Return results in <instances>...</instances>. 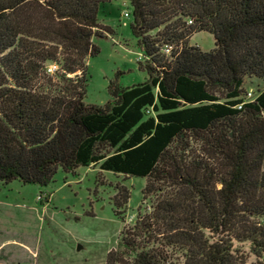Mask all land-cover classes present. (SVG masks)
<instances>
[{"label":"trees","instance_id":"trees-1","mask_svg":"<svg viewBox=\"0 0 264 264\" xmlns=\"http://www.w3.org/2000/svg\"><path fill=\"white\" fill-rule=\"evenodd\" d=\"M108 1L0 0V184L91 165L146 177L151 208L105 264H246L238 242L264 259V0H129L147 79L87 104ZM199 31L213 49L190 44ZM246 77L263 83L251 99Z\"/></svg>","mask_w":264,"mask_h":264},{"label":"rangeland","instance_id":"rangeland-1","mask_svg":"<svg viewBox=\"0 0 264 264\" xmlns=\"http://www.w3.org/2000/svg\"><path fill=\"white\" fill-rule=\"evenodd\" d=\"M129 0L100 4L98 20L110 32L94 36L99 52L88 58L84 101L104 105L110 81L127 87L147 79L139 61L145 57L130 30ZM190 44L208 51L214 35L199 31ZM263 87L246 77L243 90L253 98ZM146 177L78 166L73 172L58 167L52 180L41 186L13 179L0 184V264H105L110 252H120L121 233L137 215L149 211L153 196L143 193ZM80 246V248H78ZM246 264H264L247 242L235 244Z\"/></svg>","mask_w":264,"mask_h":264},{"label":"built area","instance_id":"built-area-1","mask_svg":"<svg viewBox=\"0 0 264 264\" xmlns=\"http://www.w3.org/2000/svg\"><path fill=\"white\" fill-rule=\"evenodd\" d=\"M122 15H123L124 17H129V16H130V12L127 11V10H125V11L122 13ZM166 50H168V49L166 48ZM57 69H58V67H57V65L54 64V63H50V64H48V65L46 66V72H48V73H53V72H55ZM253 94H254V92H253L252 89L247 90V92H246V99H251V97L253 96Z\"/></svg>","mask_w":264,"mask_h":264},{"label":"water","instance_id":"water-1","mask_svg":"<svg viewBox=\"0 0 264 264\" xmlns=\"http://www.w3.org/2000/svg\"><path fill=\"white\" fill-rule=\"evenodd\" d=\"M78 248H80V246Z\"/></svg>","mask_w":264,"mask_h":264}]
</instances>
